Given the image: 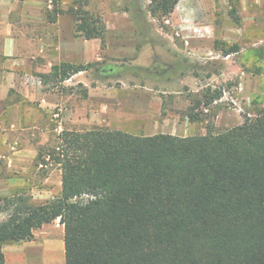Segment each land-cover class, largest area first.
Segmentation results:
<instances>
[{
	"label": "trees",
	"instance_id": "trees-1",
	"mask_svg": "<svg viewBox=\"0 0 264 264\" xmlns=\"http://www.w3.org/2000/svg\"><path fill=\"white\" fill-rule=\"evenodd\" d=\"M178 1L150 0L147 10L166 17ZM52 2L48 21L70 13L76 37L105 46L98 16ZM94 65L61 62L53 79ZM224 91L207 87L184 111L188 121L206 122L201 134L62 129L37 154L58 164L60 190L40 202L6 198L12 206L0 221V264L4 245L32 240L57 218L64 264H264V107L253 101L239 124L216 131L212 106Z\"/></svg>",
	"mask_w": 264,
	"mask_h": 264
},
{
	"label": "rangeland",
	"instance_id": "rangeland-1",
	"mask_svg": "<svg viewBox=\"0 0 264 264\" xmlns=\"http://www.w3.org/2000/svg\"><path fill=\"white\" fill-rule=\"evenodd\" d=\"M63 1L67 3L65 9L87 10L98 16L105 29L115 23L129 26L134 31L139 50L157 46V52L152 55L153 63L146 67L136 64L130 57H109L104 38L105 46L100 48L103 58L96 69L101 65H115L117 69L110 75H96L103 85L150 89L160 97L161 104L150 103L151 113L114 111L109 125L79 121L65 124L60 122L58 105L41 111L40 116L46 122L41 123L34 133L35 140L40 142L36 157L30 168L26 165L21 179L23 184H17L16 191L0 193L1 220L7 216V205L12 206L6 198L10 201L25 197L29 201L40 202L58 194L61 187L58 164L44 155L43 159L37 158V154L39 150L46 154L54 144L55 135L62 129L106 127L145 134L147 125L154 123L152 132L182 136L205 133L206 122H190L184 117V111L191 98L215 85H222L225 89L222 98L212 106L211 124L216 131L239 124L242 113L253 108V101L264 107V0H179L168 16L159 19L150 16L147 10L150 0ZM77 23L80 25V20ZM234 44L238 46L237 52L229 55L222 53L221 49H228ZM69 87L61 84L55 87L49 81L43 89L61 92ZM77 87L75 90L83 95V87ZM56 113L59 115L54 116ZM90 114V109L83 113L87 117ZM60 229L63 226L57 218L44 224V229L34 238L35 243L40 244L39 264H46L47 252L56 246H46L45 243L59 241L57 234ZM45 231L46 234L42 235ZM57 251L58 264L59 260L60 264H64V250ZM22 252L19 251L18 264L26 262Z\"/></svg>",
	"mask_w": 264,
	"mask_h": 264
},
{
	"label": "crops",
	"instance_id": "crops-1",
	"mask_svg": "<svg viewBox=\"0 0 264 264\" xmlns=\"http://www.w3.org/2000/svg\"><path fill=\"white\" fill-rule=\"evenodd\" d=\"M66 6L61 0L59 7L65 9ZM47 8V0H0V193L16 191V185L23 184L21 179L26 165L32 166L40 143L35 140L34 133L46 122L40 116L41 111L58 105L60 122L65 124L79 121L109 125L114 111L151 113L150 103L161 104L160 97L150 89L101 84L96 74L110 75L117 67L101 65L96 69L103 58L100 40L76 37L75 19L70 13L58 14L54 21H48ZM105 39L109 57H130L136 64L146 67L153 63L152 55L157 52V46L137 49L134 31L129 26L107 25ZM61 62L95 65L60 82L53 79L52 73ZM49 81L55 87L57 84L71 87L61 92L44 90ZM80 85L83 95L75 90ZM87 109L91 112L89 117L83 115ZM153 126L154 123L147 125L145 135L158 133L151 131ZM42 228L44 224L33 231L32 240L4 245L5 264H18L20 250L26 261L23 264H39L40 244H36L34 238ZM57 237L59 241L45 243L56 246L49 247L46 264H58L57 250H64L63 229Z\"/></svg>",
	"mask_w": 264,
	"mask_h": 264
},
{
	"label": "built area",
	"instance_id": "built-area-1",
	"mask_svg": "<svg viewBox=\"0 0 264 264\" xmlns=\"http://www.w3.org/2000/svg\"><path fill=\"white\" fill-rule=\"evenodd\" d=\"M52 5H53L52 0H47V7H48V8H51ZM54 116H58V114L56 113V114H54Z\"/></svg>",
	"mask_w": 264,
	"mask_h": 264
}]
</instances>
